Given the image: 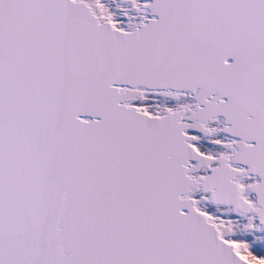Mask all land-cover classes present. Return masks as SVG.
Here are the masks:
<instances>
[{"label": "snow or ice", "instance_id": "6c2138e0", "mask_svg": "<svg viewBox=\"0 0 264 264\" xmlns=\"http://www.w3.org/2000/svg\"><path fill=\"white\" fill-rule=\"evenodd\" d=\"M0 264H264V0H0Z\"/></svg>", "mask_w": 264, "mask_h": 264}]
</instances>
